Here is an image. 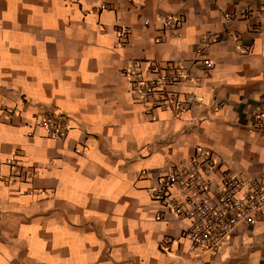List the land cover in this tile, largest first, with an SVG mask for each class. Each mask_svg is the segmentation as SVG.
<instances>
[{
	"label": "crops",
	"instance_id": "1",
	"mask_svg": "<svg viewBox=\"0 0 264 264\" xmlns=\"http://www.w3.org/2000/svg\"><path fill=\"white\" fill-rule=\"evenodd\" d=\"M136 59L181 64L180 117L143 111L122 73ZM263 107L264 0H0V264H187L186 221L156 217L158 179L198 146L264 175ZM47 114L65 116L64 139ZM215 261L264 264V217Z\"/></svg>",
	"mask_w": 264,
	"mask_h": 264
},
{
	"label": "built area",
	"instance_id": "2",
	"mask_svg": "<svg viewBox=\"0 0 264 264\" xmlns=\"http://www.w3.org/2000/svg\"><path fill=\"white\" fill-rule=\"evenodd\" d=\"M182 17L167 16V29L177 30ZM129 30L117 29L119 44L126 42ZM214 40H217L215 37ZM136 59L127 65L123 75L131 92L147 114L155 109H165L180 117L194 101L190 94L181 95L172 89L175 82L187 77L179 62ZM209 65L208 60H204ZM6 113H13L6 110ZM64 115H42L39 124L50 137L64 139L67 132ZM264 126V107L256 114L253 128ZM9 182L20 178L22 166L13 161ZM152 198L160 209L156 215H167L186 221L179 238L187 243V249L177 248L181 260L187 264H215V256L225 242L245 224L255 223L264 217V175H243L222 169L213 152L198 146L186 161L175 163L161 175ZM166 245L172 244L167 241Z\"/></svg>",
	"mask_w": 264,
	"mask_h": 264
}]
</instances>
